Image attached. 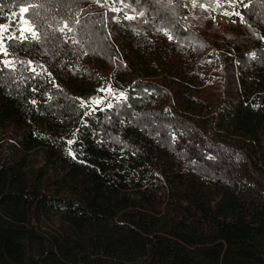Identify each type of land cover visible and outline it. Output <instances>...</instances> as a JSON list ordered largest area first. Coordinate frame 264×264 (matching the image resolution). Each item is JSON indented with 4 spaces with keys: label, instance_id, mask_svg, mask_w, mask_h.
<instances>
[{
    "label": "trees",
    "instance_id": "16d2710c",
    "mask_svg": "<svg viewBox=\"0 0 264 264\" xmlns=\"http://www.w3.org/2000/svg\"><path fill=\"white\" fill-rule=\"evenodd\" d=\"M0 21V264H264V0H0Z\"/></svg>",
    "mask_w": 264,
    "mask_h": 264
},
{
    "label": "rangeland",
    "instance_id": "374dc122",
    "mask_svg": "<svg viewBox=\"0 0 264 264\" xmlns=\"http://www.w3.org/2000/svg\"><path fill=\"white\" fill-rule=\"evenodd\" d=\"M209 8V7H207ZM210 9V8H209ZM211 13L214 15V19L222 24L225 25H237V23L235 21H233L229 16L222 14V13H217L216 11H214V9H210ZM23 17V16H22ZM25 19H19V23L20 24L17 29L14 30V34L15 35H19V36H24L26 33L31 34V32H21L22 28L28 27V25L24 24ZM0 24H3L2 21H0ZM32 35V34H31ZM214 67L217 66V64L213 65ZM112 89L111 92L107 91V89ZM105 89V96L103 97H98V96H91V95H87L83 98L84 102L87 105H90L92 107H97V106H104L107 104H113L115 101H117L118 99H120L121 97H123L125 95V91L123 90H118L115 87H113L112 85H110L109 83L106 84L104 86ZM121 93H123V96H121ZM95 101H100L99 104H97Z\"/></svg>",
    "mask_w": 264,
    "mask_h": 264
},
{
    "label": "snow or ice",
    "instance_id": "6c2138e0",
    "mask_svg": "<svg viewBox=\"0 0 264 264\" xmlns=\"http://www.w3.org/2000/svg\"><path fill=\"white\" fill-rule=\"evenodd\" d=\"M229 2H230V0H229ZM32 7H35V5H33V4H31V3H27L26 6L20 7L19 12H20V14H26V13L29 12L30 8H32ZM225 14L227 15V13H225ZM140 15L143 16V12H141ZM127 19H130V20H131V19H135V17H131V16H129V17H127ZM77 22H78V21H77ZM24 24H25V25H28V27L22 28V29H21V32H22V33H23V32H31L32 36H33L35 39L38 40V39H39V33L35 30V27H34L33 22H32V21H29V20H25V21H24ZM10 27H11V24H10V23H7V24H0V40L3 39L2 33H3L4 31H7ZM65 28H67L68 31H72V29L69 27V25H68L67 22H65V23H64V26H63L62 28H60L59 30H60L61 32H63ZM9 38H11V39H16L17 37H15V36H11V37H9ZM172 38H173V37L169 36V39H172ZM24 39H27V36H25ZM0 53H2L4 56H8V55H9L7 49L3 47L2 43H0ZM20 62H21V63H27V64H31V63H32L31 61H27V62H25V61H20ZM9 63H10V62L7 61V60L3 61V65H4L5 67H7ZM32 71L35 72V68H33ZM100 91L103 92V91H105V89L101 88ZM107 91L111 92L112 89L109 88V89H107ZM121 96H123V93H121ZM95 102H96L97 104L100 103V101H95ZM108 106L111 107L110 104H109ZM68 143L71 144V143H73V141L69 140ZM70 154H71V153H70Z\"/></svg>",
    "mask_w": 264,
    "mask_h": 264
}]
</instances>
